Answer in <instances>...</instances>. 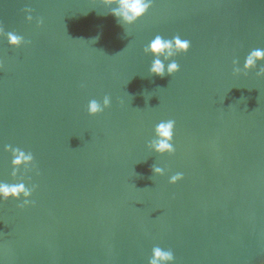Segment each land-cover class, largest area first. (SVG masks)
<instances>
[{
    "label": "water",
    "instance_id": "1",
    "mask_svg": "<svg viewBox=\"0 0 264 264\" xmlns=\"http://www.w3.org/2000/svg\"><path fill=\"white\" fill-rule=\"evenodd\" d=\"M115 7L0 0L25 39L0 37V182L35 189L24 207L0 200V264H147L155 245L177 264H264V77L233 73L264 48V0H154L133 25ZM157 34L191 41L172 76L149 73ZM168 119L176 151L159 154ZM6 145L35 165L14 178Z\"/></svg>",
    "mask_w": 264,
    "mask_h": 264
},
{
    "label": "clouds",
    "instance_id": "2",
    "mask_svg": "<svg viewBox=\"0 0 264 264\" xmlns=\"http://www.w3.org/2000/svg\"><path fill=\"white\" fill-rule=\"evenodd\" d=\"M103 3L105 6H111L115 3L117 7L111 9L112 14L125 25H133L147 14L153 6L154 0H103ZM25 12L28 13V21H32L34 19L31 14L32 9L25 8ZM38 23L43 24V20H39ZM4 36L7 37V41L11 46L20 47L25 43L23 36L15 32H5L3 24L0 23V37ZM191 47V41L182 38L179 34L170 39H166L159 34L155 35L143 49L145 54L154 57L149 73L164 77L179 72L181 66L174 57L188 53ZM261 62H264V48H254L245 56L242 67L239 59L233 60V73L248 75L255 70L257 77H264V63ZM111 104L112 99L109 95H105L102 102L91 99L87 104V111L89 115L95 116L111 107ZM175 128L176 121L173 119L160 121L155 125V137L148 142V148L159 154L175 153ZM5 151L11 153L12 176L14 178L20 175L22 168L27 172L35 165V157L31 151L12 145H6ZM153 171L159 175L165 173V169L162 167L154 166ZM181 179H183V173H176L169 178V182L175 184ZM34 190V186L30 188L22 180L17 183L0 182V200L7 201L9 198H14L20 201L23 198L20 207H24L32 203L30 198ZM147 264H177V257L171 248L155 245L151 249Z\"/></svg>",
    "mask_w": 264,
    "mask_h": 264
}]
</instances>
